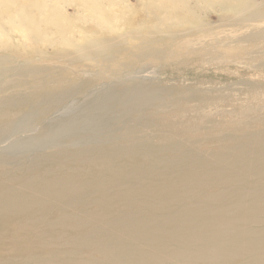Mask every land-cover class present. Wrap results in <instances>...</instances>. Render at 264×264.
<instances>
[{"label":"bare ground","instance_id":"obj_1","mask_svg":"<svg viewBox=\"0 0 264 264\" xmlns=\"http://www.w3.org/2000/svg\"><path fill=\"white\" fill-rule=\"evenodd\" d=\"M243 1L240 5L231 4V16L223 24L234 27L264 22V8L254 0ZM93 10L97 8L94 7ZM28 23L32 29L35 28V20ZM2 27L0 22V29ZM147 28L142 38L139 34L143 29L141 26L130 32L133 37L140 36L139 43L134 47L131 45L132 48L125 46L124 35L110 38L95 31H85L84 38L68 37L63 40L61 47L64 48L54 54V57L76 63L84 59L95 60L96 57L91 58V53L100 52L98 59L111 62L122 55L132 54V58L124 63L128 67L139 60L157 56L163 50H150L153 42L165 39L163 36L159 37V34L156 36V30L151 29L154 27ZM62 32L65 34L68 31ZM85 33L94 36L91 38V35ZM177 35L171 32L168 37ZM41 54L44 55L43 52ZM55 67L54 64L43 67L25 65L20 67L17 75L22 76L34 70L39 74ZM11 70L0 68V79ZM65 78H68L66 73L50 82L37 81L32 87L22 81L15 85L4 82L0 87V143H4L6 151L13 153L21 145L40 139L47 131L57 130L50 128L48 124L42 126V119H48L47 123L53 124L55 120L51 115L55 113L68 115V112L80 111V114L74 113L77 117L70 116L71 118L61 121L65 126L57 130L56 137L40 139L42 143L37 147L51 146L50 151L38 157L28 168V172L42 163L56 161L80 164L84 171L94 172L99 169L101 175L92 181L84 174L70 177L64 172L50 181L46 176L53 171L46 172L48 169H45L36 178L28 176L27 182L19 187L0 184V225L7 220L10 208L7 201L17 197L25 199L26 204L37 201L39 206L51 204L55 210L66 211L64 214L58 211L60 214L57 213V219L51 221L43 217L35 218L41 212H34V216L15 223L18 227L12 240L19 241L22 236L25 237L23 233L28 231L27 228L45 222L54 231L57 227L69 228L72 232L90 227L86 233L76 232L73 242L67 244L79 251L88 250V254L84 255L91 258L84 260V255L80 253L73 255L76 254V248H72V252L62 251L65 253L64 257H72L69 259L71 264H195L228 261L235 257L242 259L240 264H264V98L258 101L262 115L256 121V126L260 129L243 135L227 133L221 137L213 136V140L222 142V148L227 151L206 157L200 154L197 140L193 144L186 141V130L160 126L158 133H152L153 137L150 138L149 131L146 130L149 126L145 125V129L141 130L143 125L130 122L132 114L138 115L146 110L164 113L171 108H174L175 113L177 107L182 112V119L187 114L192 119L198 117L203 107L214 101L205 98L202 92L196 94L197 91H191L187 96L174 98L166 88L137 84L124 86L107 95L104 92L102 95L105 96H99L97 103H90L86 99L78 105L67 107L68 103L65 102L86 91L93 81L85 79L78 85H68ZM119 80L110 83L117 84ZM26 87L30 88L27 90ZM229 95L224 94L220 98L228 99ZM59 106L60 109L52 113ZM224 118L218 115L214 120L209 118L206 121L201 118L198 123L212 125L218 122L209 128V132L213 133L233 131L236 123ZM162 120L155 118L154 122L156 124ZM117 123H125L120 129L122 131L101 133L104 136L102 138L100 135L88 140L83 137L68 146L64 145L72 137L88 132L100 133ZM29 129L30 134L35 136L20 140L10 137L16 130L25 132ZM146 140H151L152 143L146 144ZM90 144L96 146H87ZM79 145L86 148L78 150L76 146ZM226 161L229 162L225 163ZM2 166L0 177L8 175L4 171L6 165ZM67 170L73 171L74 168L69 167ZM54 171L59 173L62 167ZM12 176L17 177L16 174ZM248 179L249 186H246ZM9 180L13 182L14 179ZM36 182L45 184L40 187ZM102 194L106 196L90 204L93 197ZM130 201L138 203L139 208L101 226H97L94 220L100 215L99 208L96 211L88 210L96 204L104 209H112ZM81 205L83 208L76 210ZM71 209L76 211L70 214L67 211ZM73 217L75 222L72 225L70 219L73 220ZM7 232L8 229L0 234L5 235ZM58 233L61 237L67 234ZM78 256L80 261L75 260ZM94 256L99 257L95 259ZM102 257L104 258L101 259ZM30 261L34 262L30 264H68L51 255L31 257Z\"/></svg>","mask_w":264,"mask_h":264},{"label":"rangeland","instance_id":"obj_2","mask_svg":"<svg viewBox=\"0 0 264 264\" xmlns=\"http://www.w3.org/2000/svg\"><path fill=\"white\" fill-rule=\"evenodd\" d=\"M254 1L264 8V0ZM242 2L244 1L0 0V22L3 24L0 29V68L12 69L11 72L7 73V76L0 79V87L7 81L8 83L11 82L12 85L22 81L32 87L35 86L37 81L50 82L65 73L68 78H65L64 81L69 82L68 85H78L85 79L93 81V84L86 91L66 101L65 104L68 103L67 107L78 105L86 99L90 103H97L99 96H105L102 95L104 92L107 95L124 86L131 87L137 84L153 88H166L167 92H172L174 98L187 96L191 91H197L196 94L202 92L205 98L214 101L204 106L198 117L195 116L192 119L187 114L183 117L185 119H182V112L178 111L179 107H177L175 113H173L174 108H171L168 109L169 113L168 111L155 113V110H146L138 115L132 114L130 122L143 125L141 130L145 129V125L149 126L146 130L149 131L148 136L150 138L153 137L152 133H158L160 126L167 125L186 130L188 131V135L184 136L186 141L193 144L197 140L200 144V154L206 157L212 156L216 152L227 151V149L222 148V142L213 140V136L221 137L227 133L243 135L246 132L260 129L256 126L258 124L256 121L262 115V108L259 106L258 101L264 98V22L246 23L234 27L223 24V22L227 23V18L231 16V10H229L231 4L240 5ZM94 7L97 10L94 11ZM31 20L36 21L34 29L28 23ZM140 26L143 28L139 33L141 37L131 36L133 33L130 32L133 29H139ZM147 27H154L151 29L156 30V36L159 34V37L163 36L165 39V41L153 42L154 44L150 47V50H163L157 56L139 60L128 67L124 63L132 58V54L122 55L111 62L98 59L101 55L100 52L91 53V58L96 57L95 60L84 59L76 63L54 57V54L64 48L61 47L63 40L68 37L79 39L85 36L83 35L85 31H95L103 34L104 37L110 38L114 35H124L126 36V38L123 36V40L126 41L125 46L130 47L132 45L134 47L139 43L138 38L145 36L148 30ZM62 30L68 32L64 34ZM171 32L178 35L173 38L168 37ZM258 33L259 35H257ZM85 34L91 35L89 36L91 38L94 36L91 33ZM134 54L136 53L134 52ZM49 64H54L56 67L41 71L39 74L34 70V72L29 71L22 76L17 75L22 66L43 67ZM110 70L115 73H110ZM118 79L120 80L117 84L110 83H116ZM257 85L260 87L256 88ZM30 87H26V89L28 90ZM104 89L106 91H103ZM224 94H230L228 99L220 98ZM59 109L60 106L52 113ZM74 113L80 114L81 112H68V115L55 113L51 115L52 119L55 120L53 124L47 123L48 119L44 118L41 120V125L47 126L48 124L50 128L53 127L57 130L60 128L61 130L65 126L62 123L64 120L73 116L77 117ZM217 115L218 117H226L225 120L235 122L236 128L233 131L226 132L223 130L213 133L209 132V128L214 124H218V122H214L212 125L206 122L198 123V119L204 118L207 121L212 118L214 120ZM155 118L163 120L155 124ZM124 124H111L100 133L88 132L75 137L71 136L72 138L65 141L64 145L68 146L74 141L82 140L83 137L88 140L90 137L100 135V138H102L104 136H101V133L107 134L110 131L120 130L125 126ZM57 130L47 131L43 134V137L39 138L52 139V137L57 136ZM30 132V129L25 132L16 130L9 136L19 140L35 136ZM40 139H34L21 145L13 153L6 151L4 143H0V168L5 164L4 171L8 173V175L0 177V184L19 187L27 182L28 176L36 178L44 173L45 169H48L46 172L53 171L49 176H46V179L50 181L56 175H62L64 172L70 177L84 174L92 181L100 177L101 171L97 168L92 167L97 169L94 172L84 171L83 166L80 164L56 161L42 163L28 172V168L38 157L50 151L51 146L37 147L42 143ZM150 141L146 140V144H151ZM94 143L99 144L98 142ZM122 144H125V142H122ZM76 148L81 150L86 147L79 145ZM61 167V172L54 171ZM69 167L74 168V170H67ZM1 171L3 169H0ZM13 174H16L17 177H13ZM9 179L14 180L10 182ZM36 184L43 187L45 182H36ZM248 184L249 179L245 185L249 186ZM104 196L106 195H96L92 198L90 204L97 202ZM7 202L10 206L9 213H7L9 218L7 216V220L0 225V233L8 229L7 234H0V264H30L34 263L30 261L31 257L49 255L71 264L69 259H72V257H64L65 253L62 251H74L73 249L76 247L69 246L67 243L73 242L72 238L76 237L77 233L88 232L90 227L75 232H72L69 228L57 227L54 231L45 222H39L33 225L32 228H27L28 231L23 233L25 237L22 236L19 241L12 240L16 227H18L15 223L26 217L34 216V212H41L35 218L40 219L43 217L47 221H51L57 219L58 211L61 214L66 213V211L62 209L55 210L51 204L39 206L37 201L26 204V200L21 199V197ZM11 207L12 210H10ZM82 208L81 205L76 210ZM98 208L100 215L95 217L94 220H96L95 224L97 226H101L103 223L128 213L132 209L139 208V204L130 201L126 205H116L112 209H104L96 204L90 206L88 210L96 211ZM74 211L71 209L67 212L73 214ZM70 220L73 225L75 222L74 217L73 220ZM58 232H67V234L61 237ZM75 251L76 254L73 253V255L88 254V250L79 251L76 248ZM79 256L75 258L76 261L81 260ZM98 257L94 256L95 259ZM88 258L90 259L91 256L84 255V260ZM230 260L221 262L206 261L195 264H240L242 262L241 258L236 257Z\"/></svg>","mask_w":264,"mask_h":264}]
</instances>
